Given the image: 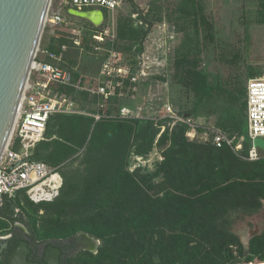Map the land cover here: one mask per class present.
<instances>
[{
    "label": "trees",
    "instance_id": "16d2710c",
    "mask_svg": "<svg viewBox=\"0 0 264 264\" xmlns=\"http://www.w3.org/2000/svg\"><path fill=\"white\" fill-rule=\"evenodd\" d=\"M176 11L193 18L196 30L202 23L212 28L197 0H178ZM147 33L145 29L139 34L129 24V38L140 37V54ZM47 48L60 51L55 44ZM167 64L174 70L177 84L191 86L200 95L210 92L188 50L180 53L172 47ZM72 73L77 80V72ZM74 91L66 88L64 92ZM243 104L246 127L245 99ZM168 122L167 118L154 121L141 117L95 121L82 114H52L45 131L47 139L39 142L36 159L59 171L80 152L77 157L82 158L83 185L75 193L72 181L66 179L55 201L40 203L34 209L23 205L22 209L31 208L29 220L24 222L32 239L46 241L86 232L101 240L97 259L105 257L112 264L264 263V225L251 235L247 247L232 229L233 222L256 218L263 207L264 157L248 161L228 146L189 141L186 124L177 123L169 130ZM163 125L165 130L157 139ZM155 146L161 148L163 159L154 169L128 170L132 153L147 156ZM248 146L246 142L245 149ZM8 199L0 205V236L10 233L8 220L21 219L6 213ZM39 210H44V223L38 227Z\"/></svg>",
    "mask_w": 264,
    "mask_h": 264
},
{
    "label": "rangeland",
    "instance_id": "374dc122",
    "mask_svg": "<svg viewBox=\"0 0 264 264\" xmlns=\"http://www.w3.org/2000/svg\"><path fill=\"white\" fill-rule=\"evenodd\" d=\"M177 1L133 0V3H130L124 0L115 14V38L107 37L102 41L92 38V32L89 31L77 36L71 26L52 27L45 24L40 46L55 44L57 48H61L65 45L61 64L70 68L72 72H77L80 86L89 87L94 83L107 50L114 49L130 55L134 52L139 53L140 37L129 38V24H132L139 34L148 29L142 52L144 59L149 63L148 76L139 80L134 91L125 89L126 95L105 99V118L117 117L121 107L126 106L134 111L140 108L141 118L158 121L164 113L165 104L168 103L180 114H191L199 125L224 129L238 137H244L246 127L243 101L247 81L252 77L264 76V0H197L207 21L212 24V28L209 29L202 23L198 30L191 21L193 18L184 17L176 11ZM80 22L94 28L88 20ZM77 37L79 44L75 43ZM172 47L180 53L183 49L188 50L190 61L197 60L198 69L202 71L211 89L208 94H197L191 86L185 87L173 80L174 70L167 64V54ZM157 76L165 77L164 82L159 81ZM57 91L60 95L66 94L67 101H72L83 111L97 110L93 97L85 90L68 93L64 92L65 89L62 87L55 86L54 93ZM199 131L202 138L204 129L200 128ZM52 138L55 136L48 140ZM246 142L249 143V140L244 141V145ZM157 148L161 150L160 147ZM260 150L264 154V148L260 147ZM79 154L80 152L74 154L61 165L59 173L62 177V186L53 200L34 202L26 191L16 193L14 197L8 199L6 213L11 217L21 218L8 220L11 229L17 224L29 230L25 222L29 220L31 208L22 209L23 205H30L34 209L40 203L55 201L66 179L72 181L73 192L80 190L84 172L82 158L77 157ZM131 155L128 165L130 172L137 168L143 172L154 169L152 165L154 160L150 163L143 161L140 167L139 162ZM43 214L44 210L38 211V227L44 223L41 217ZM235 222L232 229L247 243L253 233L263 228L264 202L256 218ZM98 260L112 264V260L105 261V257ZM0 264H4L1 254ZM251 264L264 263L256 261Z\"/></svg>",
    "mask_w": 264,
    "mask_h": 264
},
{
    "label": "built area",
    "instance_id": "2783aa9c",
    "mask_svg": "<svg viewBox=\"0 0 264 264\" xmlns=\"http://www.w3.org/2000/svg\"><path fill=\"white\" fill-rule=\"evenodd\" d=\"M55 2V4H54ZM124 0H51L46 24L71 26L77 36L92 32L91 36L97 41L105 38H115V14L123 5ZM69 9L78 11L101 10L103 21L101 25L86 26V19L70 15ZM65 10V11H63ZM53 30V29H52ZM79 44V38H76ZM66 49L62 45L59 52H52L46 46H39L31 66L23 96L21 98L10 140L0 159V205L3 197L12 198L19 190H25L34 202L51 201L58 195L62 186V177L56 167L35 159H30L36 143L45 139V131L50 116L54 113H73L92 116L95 121L105 118V99L120 97L127 94L125 89H136L140 79L148 76L149 63L143 54H125L118 50L109 49L104 53L102 63L94 83L82 87L74 78L71 69L62 66L61 60ZM55 86L85 90L90 96H95L96 111H83L72 101H67L66 94L54 93ZM246 102V134L244 137L231 135L227 131L204 127L197 124L192 117L179 114L170 104H165L164 113L160 118L169 119V130L177 123H184L188 129L185 136L189 141L210 142L215 147L228 146L240 157L248 161H257L264 157L260 147L253 142L257 138L264 139V76L249 78L245 91ZM138 111L122 106L118 118L139 117ZM113 117V116H111ZM204 131L200 138L199 130ZM165 130L163 125L157 139ZM249 140L245 149L244 141ZM138 161H162V151L155 146L147 156L131 155ZM152 159V160H151ZM141 167V166H140ZM49 180V182H47Z\"/></svg>",
    "mask_w": 264,
    "mask_h": 264
},
{
    "label": "water",
    "instance_id": "95a60500",
    "mask_svg": "<svg viewBox=\"0 0 264 264\" xmlns=\"http://www.w3.org/2000/svg\"><path fill=\"white\" fill-rule=\"evenodd\" d=\"M50 3L51 0H0V159L10 140L31 66L40 46ZM68 13L86 19L95 26L103 21L101 10L69 9ZM185 116L191 117V114ZM253 143L264 148L262 138L255 139ZM38 144H35L29 160L37 157ZM11 235L0 237V243L6 246ZM243 243L247 247V243ZM28 252V242L21 240L6 256L7 264H36L27 260ZM43 261L45 264H60L59 248L48 246Z\"/></svg>",
    "mask_w": 264,
    "mask_h": 264
},
{
    "label": "flooded vegetation",
    "instance_id": "af4514ba",
    "mask_svg": "<svg viewBox=\"0 0 264 264\" xmlns=\"http://www.w3.org/2000/svg\"><path fill=\"white\" fill-rule=\"evenodd\" d=\"M10 233L12 235L8 239L7 245L3 246L0 243V254L5 260L21 240H26L29 247L27 260L36 264H45L43 256L48 246L59 248L60 264H105L97 259L101 240L86 232H77L70 237L52 238L46 241L33 240L29 230L21 226L14 227Z\"/></svg>",
    "mask_w": 264,
    "mask_h": 264
},
{
    "label": "bare ground",
    "instance_id": "6f19581e",
    "mask_svg": "<svg viewBox=\"0 0 264 264\" xmlns=\"http://www.w3.org/2000/svg\"><path fill=\"white\" fill-rule=\"evenodd\" d=\"M47 182H49V180Z\"/></svg>",
    "mask_w": 264,
    "mask_h": 264
}]
</instances>
